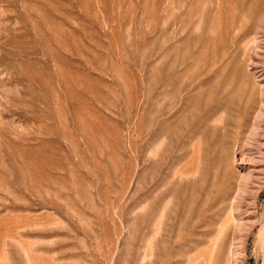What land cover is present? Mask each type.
I'll return each instance as SVG.
<instances>
[{
  "label": "rangeland",
  "instance_id": "rangeland-1",
  "mask_svg": "<svg viewBox=\"0 0 264 264\" xmlns=\"http://www.w3.org/2000/svg\"><path fill=\"white\" fill-rule=\"evenodd\" d=\"M0 264H264V0H0Z\"/></svg>",
  "mask_w": 264,
  "mask_h": 264
}]
</instances>
